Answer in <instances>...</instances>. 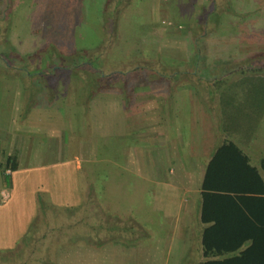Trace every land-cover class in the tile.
<instances>
[{
  "label": "crops",
  "instance_id": "obj_1",
  "mask_svg": "<svg viewBox=\"0 0 264 264\" xmlns=\"http://www.w3.org/2000/svg\"><path fill=\"white\" fill-rule=\"evenodd\" d=\"M53 27L58 31L64 30L58 23ZM11 29H15L14 26ZM18 38L20 41L19 33ZM56 43L55 39L53 44ZM24 47L26 44H23L21 54L32 51ZM171 54L175 61L174 53ZM177 60L182 63L196 61L187 56ZM9 69L14 71L0 70V75L10 73L14 81L10 103L5 109L10 128L0 133L7 143L0 147L4 152L0 160V209L3 204L6 215V219L0 222V226L3 223L5 228V231H0V237L6 239V243L0 246V252L9 254L10 248L23 237L27 239L23 254L29 250L34 252L32 236L39 241L40 247L50 238V248L54 244L61 245L62 238H71L75 244L72 242L58 248L54 264H129L127 256L131 257V264H167L165 255L171 253L175 245L184 255L183 262L200 264L204 260L202 235L207 227L202 223V182L206 164L218 146L232 140L246 153L253 166L261 168L264 139L258 134L261 127L259 124L256 126L255 119L260 115L264 123V102L223 103L220 101L222 86V90L219 86L208 85L176 86L167 79L162 87L156 85L157 88L151 91L153 82L136 86V83L129 85L124 80L115 85L114 90L108 87L94 96L92 93L85 97L78 95V103L83 104L66 107L68 111L77 105L85 109L84 113H78L68 143L64 132L74 121L71 112L64 113L58 99L59 108L56 106L55 110L54 101L49 103L58 96L55 95L58 88L55 86L51 94L46 92L37 98L30 97L36 99L35 103L31 99L26 101L23 98L25 93L42 92L43 83L35 79L45 78L46 73L37 75L10 66ZM142 73L135 71L129 76ZM180 73L182 71L174 75ZM190 74L193 75V71L189 69L182 73ZM163 76L169 78L166 74ZM96 108L99 110L92 116ZM94 119H99V123L93 124ZM224 120L233 122L230 131L222 130ZM84 121H88L91 136L85 132ZM95 149L101 151L96 153ZM63 152L70 154L74 164L71 171L68 170L74 199L67 197L64 190L61 201L57 191H60L58 184L65 188L64 180H61L64 173L59 178L58 171L57 175L55 171L50 176L45 172L63 164L60 160ZM13 156L18 159V169L6 172L10 176V186H6L2 180V165L6 162L5 157ZM98 159L110 170L108 179L103 168V177L107 179L103 190L108 193L110 185L115 183L133 184L136 196L140 197L134 206L151 207L154 227L144 220L145 213H141V217L137 216L135 209L122 213L115 209L116 206H108L110 204L100 196L99 190L96 192L95 169H90L91 174L81 171L89 168L86 165L92 164L96 168L100 163ZM112 177L116 178L114 182ZM49 183L54 186L50 205L47 203L44 210L41 193L48 190ZM236 189L240 191L231 193V204L224 203V210H220L222 221L230 225L223 236H239L240 231L246 230L258 232L259 223L264 222V192H260L264 184L238 181ZM60 208L68 209L67 213L71 215L68 218L74 219V225H51L55 220L51 222L53 217L48 215L53 214L50 211L58 213ZM38 214L40 218L36 219ZM106 221L114 225L102 228ZM154 231L159 234H156V248L152 249L151 255L150 246L147 247L143 240H150L152 233H156ZM80 241L83 243H78ZM144 252L149 255L141 260L140 254Z\"/></svg>",
  "mask_w": 264,
  "mask_h": 264
},
{
  "label": "rangeland",
  "instance_id": "obj_2",
  "mask_svg": "<svg viewBox=\"0 0 264 264\" xmlns=\"http://www.w3.org/2000/svg\"><path fill=\"white\" fill-rule=\"evenodd\" d=\"M14 1L15 4H11L10 15L7 17V27L10 26L8 28L10 33L0 40V53H3L8 59L6 61L2 58L0 70L14 71L9 69L10 66L17 70L25 69L37 75H41V72L46 73L45 78L41 76L42 78L35 79L36 82L41 80L43 83L42 92L30 91L25 93L23 98L27 101L31 99L30 97L37 98L38 95H43L46 92L51 94V90L56 86L58 92L55 95L58 96L49 100V103L54 101L55 108L53 110L56 109V106L57 108L64 107L63 112H71L72 119H74L71 125L69 124V127L65 128L64 136L68 143L78 113L85 112L82 105H77L72 108V111L65 110L70 104H83L78 103V95L85 97L92 93L94 96L97 93H102L103 88L112 87L113 89L115 85H119L124 80L129 85L136 83V86L141 83L153 82L154 87L151 91L157 88L156 85L162 87L164 80L167 79L176 86L192 84L211 87H215L213 85L216 81L223 80L227 83L233 82L231 89L236 98L234 103H241L248 101L244 99L245 92L253 87L245 84L236 85L237 83L234 84V82L251 76L264 78V0ZM0 9L4 10L3 0H0ZM174 20L178 21V24ZM56 23L64 30H56L53 27L56 26ZM11 26H14L15 29L12 30ZM18 33L21 40H24L21 44ZM55 39L57 43L54 45ZM14 43L16 44L13 47ZM23 44H26L25 50L31 49L32 51L25 55L21 54ZM87 49L93 50L89 52ZM171 53H174L175 61ZM185 56L196 61H192V63L177 62L178 58ZM186 69L193 71V75H182ZM88 71L94 72L89 73ZM135 71L143 73L129 76ZM178 71H182L181 75H174ZM124 73L128 77H125ZM164 74L169 78H164ZM157 81L160 82L157 83ZM0 83L2 85L0 86V133H2L3 130L10 128L7 125L9 118L5 117L7 113L5 109L10 103L11 87L14 86V81L8 73L0 75ZM77 87L81 90L79 91ZM122 88H125V85ZM31 101L35 103L36 99H31ZM4 102L6 105H2ZM78 107H80L79 110H77ZM98 110V108L94 109L91 115L97 114ZM87 123L88 121L85 122V128H87ZM98 123L99 119L93 122V124ZM259 125L261 129L258 134L264 139V123L261 122ZM85 132L88 133V128ZM94 132L96 131L94 130ZM88 134L91 136V133ZM94 135L98 136V134ZM3 137V135L0 137V147L7 144ZM37 137L40 136L37 135ZM93 151L99 153L101 150ZM3 153L0 151V160ZM63 153L64 155L60 159L63 164L57 166L59 168L48 169L45 173L50 176V173L55 174L56 171L57 175L58 171L59 178L64 173V178L62 177L61 180H64L65 188L63 189L58 184L60 191L57 192L61 201L64 197V190L66 191L65 195L73 200L71 174L68 173V170L71 171V166L74 164L70 154ZM5 160L7 161V157ZM98 160L100 163L96 168L91 164L86 165L89 168H83L81 171L84 174H91L92 169H95L96 192L98 193L99 190L100 196L110 204L108 206H116L115 209L122 213L132 209H135L139 217H141V213H145L144 220L152 227L151 207L146 209L134 206L139 203L140 197L136 196L133 184L115 183L110 185L108 193L103 190L104 181L107 180L106 177H103V168H105L108 179L110 170L109 167L103 165L100 159ZM110 168L112 170V167ZM86 169L88 170L86 171ZM115 179L112 177V182ZM52 186L54 184L49 183L48 190L41 193L42 203L46 206L42 205L44 210L47 208V203L51 202ZM59 210L58 213L56 210L50 211L53 214L48 215L53 217L51 222L55 220V223L50 224L61 227L74 225V219L69 220L68 218L71 216L70 213H67L68 209L60 208ZM38 218H40L39 214L36 215V219ZM5 219V208L2 204L0 222ZM3 225L1 223V232L5 231ZM106 225L113 226L114 224L106 221L105 226L102 227L101 224L99 226L104 228ZM33 228L31 229L32 234ZM154 232L156 233H152L150 240H143L147 247L150 246L151 255L152 249L156 248L155 243L158 236L156 234H159L157 231ZM32 239L33 253H30L29 250L23 254V246L27 240L23 237L10 248L9 254L1 251L0 259L1 257L6 258L7 264H44L43 262L54 264L58 248L65 244H68L65 246H69V243L74 241L71 238H62L61 245L55 246L54 244L52 246L51 242L52 247L50 248V238L46 239L41 247L35 237L32 236ZM97 240L101 241V238H97ZM5 243L6 239L0 237V246ZM52 252L54 253L52 254ZM83 252L84 250L81 253ZM145 255L149 254L145 252L140 254L141 260L145 258ZM165 256L167 264H186L183 262L184 255L177 245L171 253ZM126 258L131 264V257L127 256ZM145 264L150 263L145 262Z\"/></svg>",
  "mask_w": 264,
  "mask_h": 264
},
{
  "label": "trees",
  "instance_id": "obj_3",
  "mask_svg": "<svg viewBox=\"0 0 264 264\" xmlns=\"http://www.w3.org/2000/svg\"><path fill=\"white\" fill-rule=\"evenodd\" d=\"M11 4H15V1L3 0L4 10L0 9V40L10 33V29L8 30L10 26L7 27V17L10 15ZM175 23L178 24V21ZM2 58L8 60L3 53H0V61ZM231 83L218 80L213 85L219 86L220 90L223 87V91L220 92V101L223 103H231L236 100ZM235 83L253 87L245 92L244 99L248 102H264L263 77H244ZM261 118L259 115L255 119L256 126L261 123ZM232 124L231 120H224L221 126L222 130L230 131ZM260 167L253 166L246 153L232 140H226L218 146L206 164L202 182V223L207 227L202 235L204 260L200 264H264V222L259 223L258 232L246 230V232L240 231L241 235L239 236H223L224 231L226 228H230V225H225L220 217V212L224 210L223 204L230 205L232 202L231 193L240 191L236 189L238 181L249 180L251 183L264 184V158ZM17 169L18 159L14 156L7 158L5 164L2 165V180L6 186H10V176L6 172ZM260 192H264V189ZM216 205L219 206V209L216 208ZM251 233L256 235L251 236ZM1 262L7 264V259L1 257Z\"/></svg>",
  "mask_w": 264,
  "mask_h": 264
}]
</instances>
